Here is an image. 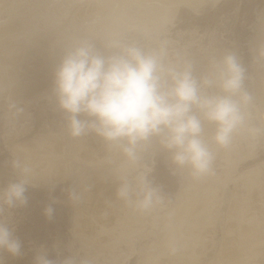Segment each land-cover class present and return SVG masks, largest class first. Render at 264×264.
I'll return each mask as SVG.
<instances>
[{"label": "rangeland", "instance_id": "obj_1", "mask_svg": "<svg viewBox=\"0 0 264 264\" xmlns=\"http://www.w3.org/2000/svg\"><path fill=\"white\" fill-rule=\"evenodd\" d=\"M0 28L21 51L0 73L27 80L2 76L23 90L0 94V264L168 262L185 239L179 264H264V0H0Z\"/></svg>", "mask_w": 264, "mask_h": 264}, {"label": "bare ground", "instance_id": "obj_2", "mask_svg": "<svg viewBox=\"0 0 264 264\" xmlns=\"http://www.w3.org/2000/svg\"><path fill=\"white\" fill-rule=\"evenodd\" d=\"M5 25H6V24H5ZM15 25H16V24H15ZM2 26H3V25H2ZM4 27H5V28H3V29L8 28V27H6V26H4ZM14 27H15V26H14ZM0 29H1V28H0ZM10 29H11V28H10ZM10 29H8V30H10ZM13 29H14V28H13ZM13 29H11V30H13ZM0 31H1V32H4L5 30L2 31V29H1ZM1 32H0V33H1ZM13 32H14V31H13ZM5 33H7V32L5 31ZM10 33L12 34V32L8 31V34H6V35H9ZM1 34H2V33H1ZM3 34H4V33H3ZM32 34H33V33H32ZM0 36H1V35H0ZM3 36H4V35H3ZM30 36H31V35H30ZM32 36H33V35H32ZM9 37H10V36H9ZM2 39H3V38H2ZM2 39H1V40H2ZM4 39H6V37H5ZM3 41H4V40H3ZM3 41H1V44L3 43ZM31 41H32V40H31ZM4 42H5V41H4ZM8 43H12V42H8ZM8 43H7V41H6V42L3 43L2 45L0 44V45L2 46V48H3L2 50H4V49L6 48L4 44H7V46L10 47V45H8ZM14 43H15V42H14ZM21 43H22V42H21ZM17 44H18V43H17ZM19 44H20V43H19ZM19 44H18V46L16 45V43H15L14 45H16L17 47H19ZM3 45H4V46H3ZM12 46H13V44H11V47H10V48H7V49H12ZM16 46H14V48H13L14 50H15V47H16ZM23 46H24V45H23ZM23 46H21V47H23ZM17 47H16V48H17ZM0 48H1V47H0ZM19 48H20V47H19ZM13 49H12V50H13ZM17 49H18V48H17ZM23 49H25V47H23ZM2 50L0 49V60H1L0 62H2V59H4V58H3V57H4V54L6 55V58H7V55L9 54V50H7V51H8V54H6V52H7L6 49H5L4 52H1ZM12 50H10V51H12ZM21 50H22V49H21ZM17 51H18V50H15L13 53L15 54V52H17ZM18 52H19V51H18ZM23 52H24V51H23ZM23 52H22V54H24ZM263 52H264V51H263ZM20 53H21V51L19 52V54H18V53H17V54L20 55ZM11 54H12V53H10V55H11ZM17 54H16V55H17ZM22 54H21V56H22ZM25 54H26V53H25ZM263 54H264V53H263ZM12 55H13V54H12ZM18 55H17V57H18ZM8 56H9V55H8ZM26 56H27V55H26ZM14 58H15V57H14ZM8 59H11V58L9 57ZM8 59H5L6 62H8V61H7ZM5 60H3V63H0V65H1V64H4V63L6 64ZM20 60H21V59H19V62H20ZM8 63H9V65H11L12 61H11V63H10V62H8ZM14 63H15V62H13V64H14ZM16 63H17V62H16ZM6 65H7V64H6ZM9 65H7V66H8L7 68H9ZM11 66H12V65H11ZM13 66L16 67L15 65H13ZM13 66H12V67H13ZM1 67H2V65H1ZM1 67H0V69H1ZM14 67L12 68L13 70H15ZM2 68H4V67H2ZM5 68H6V66H5ZM2 70H3V69H2ZM4 70H5V69H4ZM7 70H9V69H7ZM7 70H6V71H7ZM16 70H17V67H16ZM17 71H18V70H17ZM17 71H16V73H17ZM0 72H1V71H0ZM2 72H3V71H2ZM9 72H12V73H10L11 75H13V76L15 75V74H13V71H12V70H10ZM19 72L22 73L23 71L21 72V70H20ZM19 72H18V74H19ZM7 73H8V71L6 72V75H7ZM8 74H9V73H8ZM10 74H9V75H10ZM18 74L15 75V79H16L17 77H19ZM39 74H40V73H39ZM42 74H43V73H42ZM4 75H5V74L2 75V74L0 73V94H2V93L4 92V93H3L4 95H3V94H2V95H3L4 97H6L5 92L7 91V94H8V92H11V89L9 90V88H8V87H9V86H8V81H9V83H10L9 85H12V86H14V85L16 84V82H18V81H16V80L14 79L16 82L14 81V83H13L14 85H13V84H11V83H12V79H11V82H10V79L8 80V79H4V78L2 77V76H4ZM6 75H5V76H6ZM32 75H33V74H32ZM7 76H8V75H7ZM13 76H11V77H13ZM22 76H23V75H22ZM25 76H26V74H25ZM11 77H10V78H11ZM31 77H32V76H31ZM52 77H53V76H52ZM13 78H14V77H13ZM19 78H20V77H19ZM32 78H33V77H32ZM34 78H35V77H34ZM17 79H18V78H17ZM21 79H22V78H21ZM21 79H20V80H21ZM29 79H31V78H29ZM29 79H28V80H29ZM7 80H8V81H7ZM18 80H19V79H18ZM20 80H19V83H21V81H23V80H21V81H20ZM25 80H26V79H25ZM25 80L23 81L24 83L27 82V80H26V81H25ZM37 80H38V79H37ZM43 80H44V79H43ZM52 80H53V79H52ZM31 81L33 82V80H30V85H31V84L34 85L33 87H37V86H40V85L42 84V82H40V83L37 82L36 84H35V82H34V84H33V83H31ZM39 81H40V80H39ZM44 81H45V80H44ZM55 81H56V80H55ZM28 82H29V81H28ZM56 83H57V82H56ZM162 83H163V82H162ZM17 84H18V83H17ZM25 84H27V83H25ZM25 84H24V85H25ZM43 84H44V83H43ZM22 85H23V84H21L20 86H22ZM32 85L29 86V84H28V86H29L28 89H29V88H32ZM48 85H49V84H48ZM41 86H45V84H44V85H41ZM18 88H19V86H18ZM260 88H261V87H260ZM15 89H17V87H15L14 90H13V88H12V91H14V92L17 91V94H18L20 91L22 92V90H23L22 87L19 88V90H18V89L15 90ZM33 89H34V88H33ZM35 89H36V88H35ZM8 90H9V91H8ZM29 90H30V89H29ZM95 90H96V89H95ZM100 90H101V89H100ZM1 92H2V93H1ZM14 92H11V94H8V95H9L10 97H13V93H14ZM38 92H39V91H38ZM160 93H161V92H160ZM2 95H0V96H2ZM11 95H12V96H11ZM163 95H164V94H163ZM165 95H166V94H165ZM263 95H264V93H263ZM3 96H2V97H3ZM14 96H15V94H14ZM7 97H8V96H7ZM146 97H147V96H146ZM161 98H162V97H161ZM142 104H144V103H142ZM134 106H136V104H134ZM138 107H140L139 104H138ZM132 109H133V107H132ZM136 110H137V108H136ZM136 110H135V112L137 113ZM133 111H134V110H133ZM192 111H193V110H192ZM185 112H186V111H185ZM180 115H181V114H180ZM184 115H185V114H184ZM184 115H183V116H184ZM177 117H178V115H177ZM181 117H182V115H181ZM175 118H176V117H175ZM185 118H186V117H185ZM215 119H216V118H215ZM153 120H154V119H153ZM199 120H200V119H199ZM204 121H206V120H204ZM204 121H203V122H204ZM211 121H212V120H211ZM216 121H217V119H216ZM206 122H207V121H206ZM165 123H167V121H166ZM194 123H195V122H194ZM194 123H193V124H194ZM199 123L202 124L201 122H199ZM167 124H169V123H167ZM205 124H206V123H205ZM170 125H171V124H170ZM198 125H199V124H198ZM206 125H208V124H206ZM171 126H172V125H171ZM199 126H200V125H199ZM199 126H198V128H200ZM217 126H218V125H217ZM176 127H177V126H176ZM163 128H164V127H163ZM198 131H199V130H198ZM207 134H208V133H207ZM196 136H197V135H196ZM206 137H207V136H206ZM202 145H203V144H202ZM89 146H90V145H89ZM90 148H92V147H90ZM93 149H94V148H93ZM93 149H92V150H93ZM20 152H21V151H20ZM95 152H96V151H95ZM45 161H46V160H45ZM45 161L39 163V165H38L37 168H39V169H41V168H47V166H48L47 163H48V162L46 163ZM37 163H38V161H37ZM35 166H36V165H35ZM35 168H36V167H35ZM26 170H27V169H26ZM200 171H201V170H200ZM202 171H203V170H202ZM255 171H258V170H255ZM253 173H254V172H253ZM204 174H205V173H204ZM257 174H258V172H257ZM198 175H199V173H198ZM198 175H197V176H198ZM207 175H208V174H207ZM207 175H206V176H207ZM249 175H250V174H249ZM254 175H255V174H254ZM254 175H253V176H254ZM250 176H251V175H250ZM253 176H252V177H253ZM200 177H201V176H200ZM203 177H204V176H203ZM203 177H202V178H203ZM256 177H257V176H255V178H256ZM198 178H199V177H198ZM248 178H249V177H248ZM199 179H201V178H199ZM248 180H249V179H248ZM255 182L257 183V184H256L257 186L260 185V180H259L258 182H257V181H255ZM258 183H259V184H258ZM97 185H98V186H97ZM254 185H255V184H254ZM101 186H102V185H100L99 183L96 184V185L94 186V187H96L95 189H93L94 191L92 192L93 195H94V197H95V195L98 194V198H99V197H101V195H103L104 193H106L105 191H107V190H105V189H104L103 187H101ZM249 186H250V185H249ZM198 187H199V186H198ZM212 188H213V187H212ZM216 188H218V186H217ZM102 189H103V191L105 190L104 193H101ZM198 189H199V188H198ZM200 189H201V188H200ZM209 189H210V188H209ZM195 190H197V189H195ZM202 190H203V189H202ZM204 190H205V189H204ZM215 190H217V189H215ZM108 191H110V190H108ZM108 191H107V194H105L106 197H105V198L102 197L103 199H105V200H103V201H105L106 204H108V203L111 201L110 199H111L113 196H115V194H113L112 191H110V192H108ZM186 191H187V190H186ZM210 191H211V190H210ZM217 191H218V190H217ZM217 191H216V193H217ZM99 192L101 193L100 195H99ZM193 192L195 193L196 191H193ZM204 192H208V191H204ZM212 192H213V191H212ZM218 192L220 193V191H218ZM201 193H202V192H201ZM201 193H200V194H201ZM192 194H193V193H192ZM197 194H198V191H197ZM210 194H211V193H210ZM210 194H209V195H210ZM194 195H195V194H194ZM201 195H204V194H201ZM205 195H206V194H205ZM205 195H204V197H205ZM211 195H212V194H211ZM188 196H189V195H188ZM190 196H191V195H190ZM213 196H214V195H213ZM217 196L219 197V194H218ZM195 197H196V196H195ZM204 197H203V198H204ZM186 198H187V197H186ZM186 198H185V199H186ZM215 198H216V197H215ZM93 199H94V198H93ZM189 199H190V198H189ZM193 199H194V196H193ZM196 199H197V198H196ZM199 199H200V198H199ZM95 200H96V199H95ZM97 200H98V199H97ZM97 200H96V201H97ZM99 200H100V199H99ZM197 200H198V199H197ZM197 200H196V201H197ZM198 201H199V200H198ZM201 201H202V199H201ZM201 201H200V202H201ZM204 201H205V200H204ZM204 201H203V202H204ZM206 201H207V200H206ZM100 202H101V201H100ZM111 202H112V201H111ZM191 202H192V201H191ZM207 202H208V201H207ZM207 202H206V203H207ZM211 202H212V200H211ZM193 203H194V202H193ZM212 203H213V202H212ZM214 203H215V202H214ZM242 203H243V202H242ZM242 203H241L240 206H242ZM106 204H105V205H106ZM187 204L189 205V203H187ZM191 204H192V203H190V206H192V207H190V209L193 208V205H191ZM196 204H197V203H196ZM196 204H195V205H196ZM208 204H209V202H208ZM108 205H109V204H108ZM133 205H134V204H133ZM195 205H194V206H195ZM202 205H203V204H202ZM199 206H200V205H199ZM102 207H103V206H102ZM133 207H134V206H133ZM177 207H178V206H177ZM177 207H176V208H177ZM188 207H189V206H188ZM207 207H208V206H207ZM211 207H212V205H210V208H211ZM135 208H136V207H135ZM197 208H198V211H199L202 207L199 209V207H198V205H197ZM208 208H209V207H208ZM210 208H209V209H210ZM241 208H242V207H241ZM241 208H240V209H241ZM177 209H178V208H177ZM187 209H189V208H187ZM212 209H214V208H212ZM237 209H238V207H237ZM238 210H239V209H238ZM131 211H132V210H131ZM134 211H135V210H134ZM182 211H183V210H182ZM189 211H190V210H189ZM193 211H194V210H193ZM195 211H197L196 208H195ZM204 211H205V210H204ZM111 212H112V211H111ZM205 212H206V211H205ZM207 212H208V211H207ZM170 213H171V212H170ZM187 213H188V212H187V210H186V213H185V214H187ZM193 213H194V212H193ZM198 213H200V212H198ZM201 213H202V212H201ZM210 213H211V210H210ZM125 214H126V213H125ZM179 214H180V213H179ZM182 214H183V213H182ZM195 214H196V212H195ZM204 214H207V213H204ZM204 214H203V215H204ZM132 215H133V214H132ZM174 215H175V214H174ZM180 215H181V214H180ZM180 215H179V216H180ZM192 215H193V216H191V217H193V219H194V216H195V215H194V214H192ZM112 216H113V215H112ZM181 216H182V215H181ZM181 216H180V217H181ZM197 216H199V214H198ZM207 216H209V215H207ZM169 217L171 218L170 215H169ZM185 217H186V216H185ZM185 217H184V222H185ZM191 217H189V218L191 219ZM202 217H205V216H201V218H202ZM209 217H210V216H209ZM209 217H208V218H209ZM111 218H112V217H111ZM173 218H174V217H173ZM177 218H178V217H177ZM177 218H176V219H177ZM187 218H188V216H187ZM196 218H197V217H196ZM196 218H195V219H196ZM201 218H200V219H201ZM206 218H207V217H206ZM206 218H205V219H206ZM113 219H114V218H113ZM136 219H137V217H136ZM174 219H175V218H174ZM140 220H141V219H140ZM182 220H183V217H182ZM182 220H181V221H182ZM253 220H254V219H253ZM255 220H256V219H255ZM255 220H254V221H255ZM135 221H136V220H135ZM138 221H139V220H138ZM187 221H189V220H187ZM97 222H98V221H97ZM127 222H128V221H127ZM136 222H137V221H136ZM194 222H195V221H193V223H194ZM197 222H198V220H197ZM200 222H201V220H200ZM200 222H199V223H200ZM209 222H210V221H209ZM176 223H178V222H176ZM202 223H203V222H202ZM235 223H238V225L240 226L239 221H238V222L235 221ZM129 224H130V223H129ZM183 224H184V223H183ZM190 224H192V223H190ZM190 224H189V223L185 224L186 227H187L188 229H189V226H188V225H190ZM197 224H198V223H197ZM197 224H195V225H197ZM211 224H212V223H211ZM109 225H110V224H109ZM131 225H132V224H131ZM134 225H135V224H134ZM195 225L193 224V226H195ZM247 225H249V224H247ZM135 226H137V225H135ZM190 226H191V225H190ZM193 226H192L191 229H189V230L192 231V230H193L192 228H194L193 231H195L196 226H195V227H193ZM198 226H199V225H198ZM201 226H202V225H201ZM207 226H208V225H207ZM233 226H234V225H233ZM233 226H232V227H233ZM235 226H236V228H235ZM235 226H234V228H235V229H238V230H237V232H238V231L240 230V227L238 228L237 225H235ZM86 227H87V225H86ZM172 227H173V226H172ZM180 227H181V226H180ZM186 227L184 228L185 230L182 231L183 234H180V235H182V236L184 235V238H183V237H182V238L179 237V238H181V239H185V238H186V237H185V234H186V232H189V230L186 231ZM203 227H204V226H203ZM228 227H229L230 229H233V228H231L230 226H228ZM131 228H132V227H131ZM137 228H138V227H137ZM164 228H165V227H164ZM229 228H228V229H229ZM245 228H246V227H244V229H245ZM95 229H96V228H95ZM133 229H134V228H133ZM166 229H167V227H166ZM166 229H165V230H166ZM168 229H169V228H168ZM172 229H173V228H172ZM174 229H175V227H174ZM176 229H177V228H176ZM228 229H226L227 232L229 231ZM248 229H249V228H247L246 230L243 231V226L241 225V230H242V232H244L243 235H245V236H243V237H246V235L248 236V233L245 234V233H246L245 231H248V232H249ZM163 230H164V229H162V231H163ZM180 230H182V228H181ZM207 230H208V228H207ZM207 230H205V231H207ZM233 230H234V229H233ZM184 231H186V232H184ZM191 231H190V232H191ZM160 232H161V231H160ZM163 232H164V231H163ZM166 232L169 233L167 230H166ZM170 232H171V231H170ZM172 232H174V231L172 230ZM180 232H181V231H180ZM182 232H181V233H182ZM190 232H189V235H190V236L187 235V236H189V237H191V233H192V232H191V233H190ZM230 232H231V230H230ZM164 233H165V232H164ZM164 233H163V234H164ZM184 233H185V234H184ZM205 233H206V232H205ZM228 233H229V232H228ZM228 233H226V234H228ZM234 233H236V232H234ZM161 234H162V233H161ZM176 234H179V233H176ZM176 234H174V235H176ZM194 234H195V233L192 234V236H193V237H192V241H193V240L195 241V239H197V238H194V237H195ZM197 234H198V233H197ZM207 234H208V233H207ZM226 234H225V235H226ZM230 234H231V235H234L232 232H231ZM241 234H242V233H241ZM198 235H199V234H198ZM198 235H196V236L198 237ZM205 235H206V234H205ZM209 235H210V233H209ZM228 235H229V234H228ZM236 235H237V234H236ZM177 236H179V235H177ZM226 236H227V235H226ZM241 236H242V235H238V238H236V240H239V239H240L239 237H241ZM174 237H175V239L177 238L176 236H174ZM189 237H188V238H189ZM208 237H209V236H208ZM228 237H232V236H228ZM168 238H169V237H167V235H166V236L163 235V237H162L163 242H164V240H165V241L168 240ZM193 238H194V239H193ZM206 238H207V237H206ZM234 238H235V236H234ZM247 238H248V237H247ZM247 238H246L245 240H248ZM189 239H190V238H189ZM228 239H229V238H228ZM241 239H242V237H241ZM172 240H173V239H172ZM185 240H186V241H185ZM185 240H184V243H183L182 240H181V242H179L180 240L178 239V242L181 243V250L179 251L180 254L177 252V253H178V255H177V253L175 252L176 249H177V251H178V248H177V247L175 248V250H173V251L171 250L173 253H171V251H170V254H173V256L171 255L172 257H174V255H177L175 258H172L171 256H168L169 254L166 252L168 258H172V260H170V261L167 262V261L165 260V259H167V258H166L167 256L164 257V260H165L167 263H166L165 261L163 262V259H162V256H161L162 253H163V251L160 252L161 255H155L154 257L156 258V257L158 256L157 259H158L159 261H161L160 259H162L163 264H165V263H166V264H179L181 261L184 262V263H193L192 261H194L193 258H194L195 255L193 256V254H191V256L188 255V256H189V257H188L187 254H189V253H187V252L183 253V254L186 255L185 257H184L183 254L181 255L182 249L184 248V247H182V245L184 246L185 243L188 241V239H185ZM245 240H244V242H245ZM255 240H256V239H255ZM173 241H174V240H173ZM194 241H193V246L196 245ZM239 241H241V240H239ZM232 242H233V241H232ZM236 242H237V241H236ZM236 242H235V243H236ZM254 242H255V241H254ZM256 242H257V241H256ZM256 242H255L254 244H256ZM175 243H177V242H175ZM179 243H177V244L180 246ZM239 243H240V242H239ZM241 243H242V244H241V247H242V246L244 245V244H243V241H241ZM258 243H259V240H258L257 244H258ZM172 244H173V243H172ZM177 244H176V245H177ZM190 245H192V242H190ZM190 245H189V243H187V246H188L189 248H190ZM185 246H186V245H185ZM245 246H246V245H245ZM245 246H243V248H244ZM165 247H166V246H165ZM188 247H185V249L183 250V252H184L186 249H187L186 251H188V250H189ZM191 247H192V246H191ZM171 248H173V246H172ZM236 248H237V247H236ZM166 249H168V248H166ZM169 249H170V246H169ZM173 249H174V248H173ZM256 249H257V248H256ZM191 250H192V249L190 248V251H191ZM194 250H195V249H194V247H193V251H194ZM168 251H169V250H168ZM240 251H241V250H240ZM244 251H245V250H244ZM148 252H149V251H148ZM156 252H157V251H156ZM194 252H196V251H194ZM194 252H191V253H194ZM164 253H165V251H164ZM166 253H165V254H166ZM174 253H176V254H174ZM158 254H159V253H158ZM165 254H163V255L165 256ZM194 254H195V253H194ZM148 256H149V254H148ZM150 256H151V255H150ZM150 256H149V258H150ZM154 257H153V258H150V260L153 259L152 262H154V261L156 260ZM159 257H160V259H159ZM149 258L147 257V255H146V257H144V259H146V260L149 259ZM234 258H235V257H234ZM142 260H143V258H142ZM156 261H157V260H156ZM156 261H155V262H156ZM139 262H140V260H139ZM139 262H138V263H139ZM144 262H146V261H144ZM144 262H141L140 264H146V263H144ZM147 262H149V264H153V263H152L151 261H149V260H148ZM150 262H151V263H150ZM157 263H158V261H157ZM157 263H155V264H157ZM117 264H121V263H117ZM147 264H148V263H147Z\"/></svg>", "mask_w": 264, "mask_h": 264}]
</instances>
